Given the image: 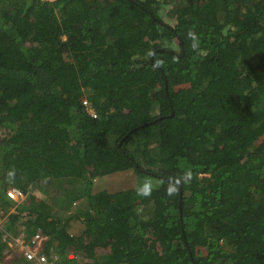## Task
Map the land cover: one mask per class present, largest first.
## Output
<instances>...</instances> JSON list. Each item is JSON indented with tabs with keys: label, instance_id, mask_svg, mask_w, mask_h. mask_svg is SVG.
Here are the masks:
<instances>
[{
	"label": "trees",
	"instance_id": "16d2710c",
	"mask_svg": "<svg viewBox=\"0 0 264 264\" xmlns=\"http://www.w3.org/2000/svg\"><path fill=\"white\" fill-rule=\"evenodd\" d=\"M130 167L168 185L94 191ZM22 230L54 264H264V0H0L6 264Z\"/></svg>",
	"mask_w": 264,
	"mask_h": 264
},
{
	"label": "rangeland",
	"instance_id": "374dc122",
	"mask_svg": "<svg viewBox=\"0 0 264 264\" xmlns=\"http://www.w3.org/2000/svg\"><path fill=\"white\" fill-rule=\"evenodd\" d=\"M169 6H167L166 9H163V15H164V18L168 22H170L171 24H174L176 21L175 18L167 14V11H166L168 8H170ZM166 45L178 47L177 40L175 39L167 40ZM262 139H263L262 136L258 137L257 142H261ZM161 144L164 145L163 143ZM167 185H165L162 182V180H160L157 177L139 175L134 167H130V168L116 170V171L108 172V173L97 176L94 180V191H98L101 189H107L109 191H117V190L126 189V188H136L137 190L143 188L145 189V191H151V189L164 188ZM34 193L40 199L49 198L48 193H45L40 189L34 190ZM20 199L23 200L24 197ZM136 201L139 202V200H136ZM84 205H85V202L78 200L73 203L72 207L69 210H64L62 212L64 215H68L69 213L73 214L72 219H71L70 229H69L71 233H76V234L80 233L82 230H84L86 226L84 218L77 214V210L82 208V206ZM53 209L55 212H58L59 210L58 207L54 204H53ZM8 210L9 209L3 207V210H2L3 218L6 216ZM60 212L61 210L59 211V213ZM9 240H10L9 245L11 246L13 251L21 253L18 240L16 239V237L9 238ZM133 248L135 251L142 254V250L137 244H135Z\"/></svg>",
	"mask_w": 264,
	"mask_h": 264
},
{
	"label": "built area",
	"instance_id": "2783aa9c",
	"mask_svg": "<svg viewBox=\"0 0 264 264\" xmlns=\"http://www.w3.org/2000/svg\"><path fill=\"white\" fill-rule=\"evenodd\" d=\"M88 110L96 116L97 113L90 106V103L87 99L83 101ZM7 194L10 198L19 199L23 197V192L20 188L16 186H10L7 189ZM8 233L4 234V237H7ZM50 236L43 232L38 231L35 233L30 239L26 237V232L22 231L19 236L16 238L24 255V258L27 264H54L56 259V253L48 252L45 250L46 242L49 240ZM11 254H5L4 258H0V264H6L7 260H9Z\"/></svg>",
	"mask_w": 264,
	"mask_h": 264
},
{
	"label": "clouds",
	"instance_id": "9594fccd",
	"mask_svg": "<svg viewBox=\"0 0 264 264\" xmlns=\"http://www.w3.org/2000/svg\"><path fill=\"white\" fill-rule=\"evenodd\" d=\"M87 100H88V99H87ZM83 101H84V100H83ZM83 103H84V102H83ZM89 103H90V102H89ZM84 104H85V103H84ZM85 105H86V104H85ZM90 106H91V105H90ZM91 107H92V106H91ZM86 108H87V106H86ZM92 108H93V107H92ZM87 110H88V108H87ZM93 110H94V109H93ZM88 111H89V110H88ZM89 112H90V111H89ZM90 113H91V112H90ZM18 188H19V187H18ZM138 194H147V193H146L145 189L142 188V189H138ZM23 197H24V194H23ZM21 198H22V197H21ZM12 199H13V198H12ZM15 200H16V199H15ZM21 200H22V199H20V198L17 199V201H21ZM2 210H3V208L1 207V212H2ZM22 231H24V230H22ZM22 231H20V233H21ZM5 233H7V232L5 231L4 234H5ZM20 233H18L16 236H10L9 233H8V236H7V237H4V234H3V237H4L3 239H4V240L7 239L8 241H10L9 238H13V237H16V238H17V237L19 236ZM32 236H33V235H32ZM49 236H50V235H49ZM26 237H27V235H26ZM28 239H29V238H28ZM50 239H51V236H50V238H49L48 241H50ZM48 241L46 242V244L48 243ZM18 244H19L20 251H21V253H22V250H21V247H20V243H19V241H18ZM51 247H52V248H51V251H50V252H54V253H56V256H57V252H55L53 246H51ZM5 254H10V253H5ZM5 254H4V256H5ZM22 254H23V253H22Z\"/></svg>",
	"mask_w": 264,
	"mask_h": 264
},
{
	"label": "water",
	"instance_id": "95a60500",
	"mask_svg": "<svg viewBox=\"0 0 264 264\" xmlns=\"http://www.w3.org/2000/svg\"><path fill=\"white\" fill-rule=\"evenodd\" d=\"M182 208L181 204H180V209Z\"/></svg>",
	"mask_w": 264,
	"mask_h": 264
}]
</instances>
